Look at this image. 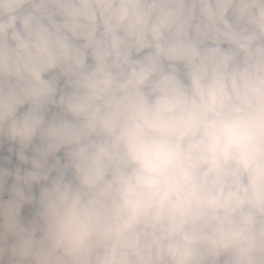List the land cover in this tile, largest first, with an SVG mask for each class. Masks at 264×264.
I'll return each mask as SVG.
<instances>
[{
    "label": "clouds",
    "instance_id": "clouds-1",
    "mask_svg": "<svg viewBox=\"0 0 264 264\" xmlns=\"http://www.w3.org/2000/svg\"><path fill=\"white\" fill-rule=\"evenodd\" d=\"M0 264H264V0H0Z\"/></svg>",
    "mask_w": 264,
    "mask_h": 264
}]
</instances>
